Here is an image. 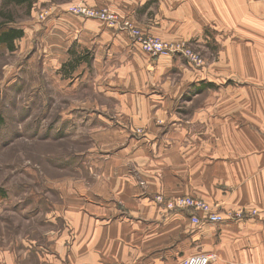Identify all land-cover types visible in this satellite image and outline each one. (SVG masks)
Wrapping results in <instances>:
<instances>
[{
    "label": "crops",
    "instance_id": "1",
    "mask_svg": "<svg viewBox=\"0 0 264 264\" xmlns=\"http://www.w3.org/2000/svg\"><path fill=\"white\" fill-rule=\"evenodd\" d=\"M136 3L168 15V35L157 31L160 36L199 43L200 64L178 55L152 58L123 33L61 18L58 23L73 32L47 56L59 58L77 39L91 50L93 65L99 61L96 90L112 101L110 113L91 111L86 118L100 120L94 138L107 154L90 151L97 180L91 189L79 185L76 195L65 193L68 207L56 209L65 231L33 260L179 264L211 252L217 256L211 264H264V0ZM130 160L139 175L129 171ZM139 180L148 192L193 195L221 210L252 205L257 212L246 220L192 226L186 210L164 214Z\"/></svg>",
    "mask_w": 264,
    "mask_h": 264
},
{
    "label": "rangeland",
    "instance_id": "2",
    "mask_svg": "<svg viewBox=\"0 0 264 264\" xmlns=\"http://www.w3.org/2000/svg\"><path fill=\"white\" fill-rule=\"evenodd\" d=\"M139 7L136 0H34L31 5L0 0V11L12 19L7 27L23 31L11 50L4 45L0 48V264H38L33 260L35 251H50L55 245V234L65 231L64 219L56 218V209L68 207L65 193L76 195L79 185L91 189L98 178L99 174L95 177L90 173L91 162H96L89 156L90 151L107 154L105 145L94 138L96 128H102L100 120H95L94 115L90 121L86 118V113L108 111L112 104L96 90L103 73L99 61L93 65L91 50L80 47L77 39L62 50L59 58L47 56L50 50H60L62 38L73 32L58 23L61 18H73L81 24L93 21L111 30L114 36L123 33L130 46L135 45L152 58L178 55L192 62L182 50L201 60L199 43L157 33L168 35V15ZM85 8L108 18L79 13ZM126 27L138 30L142 40L161 41L174 50L167 54L149 53ZM135 132L141 133L142 129ZM129 171L139 175L131 160ZM94 173H99V169ZM138 186L145 188L144 193L164 214L188 211L192 226L220 222L206 221L204 213L191 208L170 209L167 203L186 197L201 199L211 211L223 216V222L250 219L254 210L252 205L221 210L217 203L193 195L148 192L147 183L142 180ZM197 254H210L207 264L217 260L211 252Z\"/></svg>",
    "mask_w": 264,
    "mask_h": 264
},
{
    "label": "built area",
    "instance_id": "3",
    "mask_svg": "<svg viewBox=\"0 0 264 264\" xmlns=\"http://www.w3.org/2000/svg\"><path fill=\"white\" fill-rule=\"evenodd\" d=\"M79 10H80L79 13L85 14L87 16H92V17L100 16L101 18H104V19L108 18V16H102V15L96 14L93 10L88 9V8L79 9ZM127 29L129 30L130 35L141 45V47L145 51H147L149 53L167 54V53L171 52L172 50H174L169 45H167L161 41H153V40L145 41V40H142L138 30H136V29L133 30L132 28H130V29L127 28ZM180 52L183 53L192 62H197V63L200 62V60L197 57H195V55L192 54L191 52L186 53L185 51H182V50ZM167 207L170 209L182 208V207L191 208L198 213H204L205 216H203V217L206 221H209V222H211V221L222 222L223 221V216L219 213L211 211L212 208L205 201H203L201 199H196V198H192V197L176 199V200H173L171 202H168ZM256 212L257 211L252 210V215L256 214ZM193 218L195 219L196 222H198L197 215L193 216ZM210 260H211L210 254H194V255H191L189 257L184 258L182 264H207V263H209Z\"/></svg>",
    "mask_w": 264,
    "mask_h": 264
},
{
    "label": "trees",
    "instance_id": "4",
    "mask_svg": "<svg viewBox=\"0 0 264 264\" xmlns=\"http://www.w3.org/2000/svg\"><path fill=\"white\" fill-rule=\"evenodd\" d=\"M15 4L31 5L34 0H12ZM12 19L0 11V48L4 45L8 49H12L13 42L23 35V31L17 27H7Z\"/></svg>",
    "mask_w": 264,
    "mask_h": 264
}]
</instances>
